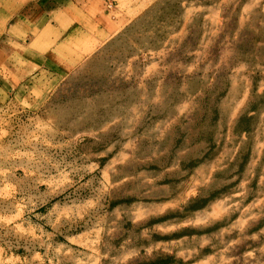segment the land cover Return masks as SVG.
<instances>
[{"label":"rangeland","instance_id":"rangeland-1","mask_svg":"<svg viewBox=\"0 0 264 264\" xmlns=\"http://www.w3.org/2000/svg\"><path fill=\"white\" fill-rule=\"evenodd\" d=\"M41 2L80 62L1 95L0 264H264V0Z\"/></svg>","mask_w":264,"mask_h":264},{"label":"crops","instance_id":"crops-1","mask_svg":"<svg viewBox=\"0 0 264 264\" xmlns=\"http://www.w3.org/2000/svg\"><path fill=\"white\" fill-rule=\"evenodd\" d=\"M34 1L39 3L33 4V9L0 13V98L5 94L13 98L34 96L37 99L48 79L63 78L80 62L78 58L64 57L59 48L60 37L75 22L70 7L50 12L41 2L43 0ZM72 31L89 33L85 26L83 29L75 26ZM91 34L88 36H91L90 44L83 51L91 48V41L101 39L100 33ZM80 49L78 45L79 54ZM82 54V57L86 55L85 52Z\"/></svg>","mask_w":264,"mask_h":264}]
</instances>
